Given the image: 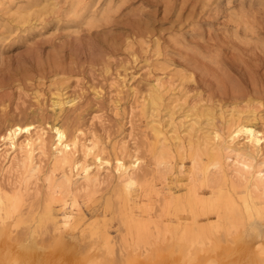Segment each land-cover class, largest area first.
<instances>
[{"label": "rangeland", "instance_id": "1", "mask_svg": "<svg viewBox=\"0 0 264 264\" xmlns=\"http://www.w3.org/2000/svg\"><path fill=\"white\" fill-rule=\"evenodd\" d=\"M239 120L264 132V0H0V149H8L2 137L11 125L47 131L39 174L29 180L21 207L26 213L19 221L12 216L11 228L15 237L29 234L27 244L37 253L64 248L62 255L73 252L68 258L96 256L111 264L127 252L133 260L144 252H175L184 226L204 228L213 246L234 239L250 250L264 249V210L262 217L245 216L241 225L220 220L212 227L215 213L189 207L193 192L220 204V173L202 177L205 143L215 145L213 131L227 138ZM54 124L81 143L96 142L110 165L96 187L56 190L50 202L44 178L52 167ZM262 147L259 153L240 149L264 161ZM133 153L141 167L126 190L112 167L116 156L128 162ZM196 153L201 159L194 169ZM61 171H54L59 182ZM20 174L1 173L0 184L14 188ZM71 175L77 178L75 170ZM222 187L225 192L228 186ZM235 191L245 194L242 186ZM48 206L58 221L73 217L70 230H54L62 231L57 236L38 221ZM259 206L264 208V198ZM139 224L155 240V252L137 244ZM209 248L206 241L197 254Z\"/></svg>", "mask_w": 264, "mask_h": 264}, {"label": "bare ground", "instance_id": "2", "mask_svg": "<svg viewBox=\"0 0 264 264\" xmlns=\"http://www.w3.org/2000/svg\"><path fill=\"white\" fill-rule=\"evenodd\" d=\"M60 103L61 101H59V104ZM50 130L53 132L54 136L50 145V163L52 167L48 171L49 175L44 178L46 183L44 186H46L47 189V200L51 202L54 199V193L56 190L60 193L67 194L73 190L75 192L81 190L87 191L89 188H94L99 185L102 182L100 179V171L105 170V167H108L110 164L108 161L109 159L104 156L103 150L98 147L96 142L90 139L88 143L85 144L81 143L77 136H71L70 138V135L68 136L66 133V129L58 124L51 126ZM212 133V138L216 143L215 145L205 143L208 145V148L206 149L207 161L201 163V172L202 177L206 180H210V175L220 173L219 178H217L218 182L215 184L217 185L216 191L218 193V198H221V202L219 204V202L214 203L211 201L209 202L208 200L199 199L197 193L192 191L194 199L191 200L193 203L191 202L192 206L189 207H194L193 209L199 208L206 216H208L210 212L215 213L216 219L210 221L212 227H215L220 220H225L230 225L237 222L241 225L245 216L250 218L254 215L262 217L264 208H261L259 203L262 198H264V161H254L245 150L240 149V146L242 145L243 147L249 148L257 153L261 152L263 148L262 144L264 143V132L258 129L256 124L251 121L239 120L232 124L227 138H223L218 131H213ZM20 134L25 136L19 141ZM46 134L47 131L45 128H36L31 124L25 127L11 125L2 137V140H6L4 145L5 148L8 147V149H5L4 151L0 149L2 150V153L0 154V165L6 162V164H3L0 168V174L3 173L10 176L14 175L19 170H21V174L17 177V186L14 188H5L4 185L2 186L0 184V264H103L99 262L100 260L99 258H96V256H90L91 258L88 257L87 259H81L82 257L80 259H74L73 257L70 258L73 252L71 254L67 252L68 255H70L68 258L65 256L67 254L66 252L62 255L63 253L61 251L64 248L59 252L57 251L59 250L58 248L55 249L50 247L51 249H55L57 253L56 251H51L50 248H46L48 252L37 253V250L32 248L33 246L29 248L27 244L30 240L29 234L23 233L17 237H15L17 234L13 233L15 236L12 235L14 230L11 231V228L16 224V221L14 219L12 220V216H17L16 220L19 221L20 218L23 217V214L25 215L26 213L22 214L23 210H21V207L23 205L24 196L29 190V180L31 178L36 180L37 175L39 174L40 163L37 160L41 155L45 154V147L48 144ZM9 150H11L10 154H8ZM18 151H20V154L16 156L15 154H18ZM78 152L82 153L81 157L77 156ZM90 157H92V162L91 160L89 162L87 160V158ZM192 159L193 168L196 169L198 166L200 167L199 161L201 158L197 153ZM114 164L112 170L117 175L116 177L120 185H123L126 190H129L136 184L135 180L137 177L134 180V176L138 169L140 170L141 159L136 153L131 154L128 162L125 161L122 156H116ZM158 164L161 165L160 160ZM58 168L62 170L60 177L62 178L61 182L54 178V171ZM73 170L77 172L76 179L72 178L71 173ZM79 171H81L83 175L79 173ZM247 174L250 175V178H247ZM225 183L228 187L224 192L222 185ZM238 186L245 188L244 195H236L235 188ZM124 188L122 191H124ZM225 193H228V196H225ZM156 194L159 196L160 193L157 192ZM130 196H127V198H130ZM169 197H172V194ZM172 199L173 198H170V200ZM127 201H129V199ZM74 205L75 209L78 210L79 206L76 200H74ZM160 205L162 204L160 203ZM222 206H225V210ZM72 220V216H65L61 221H58L55 214L51 211L50 206L45 208L44 214H41L38 219L40 223H47L48 226L53 228L51 229L50 227V231H53H49L52 234H56L54 230L57 231L62 228H68ZM180 220V218L177 219L178 224L182 225ZM14 221L15 223L13 224ZM128 222L129 221H127V224ZM136 223H138L137 220L133 223L134 225L131 224V226H134V229L132 227V232L136 228ZM139 225L140 228L137 230V232H139L138 235L135 232L138 236L137 244L146 243L149 245V250L151 248L152 253L155 252L156 249L153 248L155 247V245H153V243H156L155 240L152 242V239L150 240L148 234H146L147 231H144L145 228H141V224ZM72 228L71 230H76ZM14 229L16 230V228ZM167 231L169 230L167 229L166 232ZM179 231H182V233L176 240L178 245L175 243L176 247H174V249L178 252H180L181 249L180 253L173 249L175 252L167 251L154 254V256H148V252L145 253L143 251L144 253H141L143 258L140 257L141 259L135 258L132 260L130 259L129 254L124 252L118 256V264H214L210 262L211 259H216L218 264H264V249L260 247L258 249L250 250L245 244H243L244 242L242 243L241 241H236L234 239L226 241V243L222 245L219 244L218 246H213V241L204 228L185 230L184 226L181 227ZM60 232L62 233V231ZM126 232H128V230ZM58 234L56 235L58 236ZM129 234L132 237L133 233ZM171 239L170 236L169 241ZM127 241L125 240V242ZM206 241L211 244V248L197 254L198 251H201ZM50 243L52 244V242ZM55 243L59 245L58 242ZM132 244H134V242H132ZM138 245L135 247H138ZM249 245L251 244H248V247H250ZM170 246L172 245L170 244ZM197 246L199 248H197ZM65 251H68V249ZM106 259L108 262L111 261L108 257ZM106 259H103L102 261ZM113 262H115V260L112 261L111 264H113ZM117 262L114 264H117Z\"/></svg>", "mask_w": 264, "mask_h": 264}]
</instances>
